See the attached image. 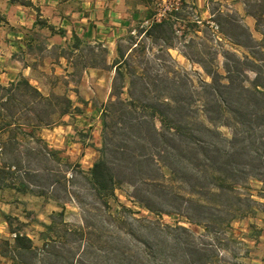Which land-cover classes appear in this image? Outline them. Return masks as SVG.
Wrapping results in <instances>:
<instances>
[{"label": "rangeland", "instance_id": "1", "mask_svg": "<svg viewBox=\"0 0 264 264\" xmlns=\"http://www.w3.org/2000/svg\"><path fill=\"white\" fill-rule=\"evenodd\" d=\"M56 1L59 0H49L52 6ZM78 1L82 2L85 8H89L91 2L96 0H60L64 11L70 13ZM3 2L0 3V68L11 70L9 67L13 66L14 61L11 54L18 50L14 37L25 34V30H31V27L21 23L18 17H7L9 13L6 11L11 4ZM149 2L151 19L142 24L134 23L132 29L117 40L128 62L122 70H136L143 73L146 81L147 78L151 79L150 84L147 81L145 84L137 82L133 85L136 92H139L142 86L145 88L146 92L141 94L144 104L156 102L158 98L166 100L164 98L170 93L179 104L173 108L164 107L166 114L171 118L185 117L193 122L198 121L203 126V133L194 137L204 142L216 141L223 146L224 142L218 140L217 135L206 128H214L228 135L230 130L219 125L228 115L226 112L221 115H208L205 111L204 101L213 98V93L205 86V82L211 81V72H218L221 82H226V76H230L234 87L238 89L232 97L239 102L253 101L240 90L243 86L250 85L251 81L256 80L260 84L259 90L264 92L261 85L264 82V0H244L247 11L255 18L253 31L238 11L230 8L223 12H214L208 22H198L196 20L200 19L195 12L188 13L199 27L190 28L189 32H185L182 31L185 26L181 27L182 23L177 21L178 14L175 18L169 15L172 10L180 8L182 0ZM175 7L177 9H174ZM15 9L18 15L24 10L20 7ZM82 11L88 12L86 9ZM41 14L42 19L49 20L47 13ZM163 18L172 22V27L165 32V40L162 35L155 37L154 34L153 38L144 35L143 28ZM57 21L58 19L55 20ZM50 23L57 26V23ZM220 28L244 45L234 43ZM194 29L196 30L193 31ZM45 32L42 34L46 36ZM130 33L135 42L140 41L139 47H134L135 50L132 51L129 48L135 44L127 38ZM249 33L253 39L249 37ZM101 48L95 49L99 65L88 67L81 76L65 75L64 65L70 71L73 68L68 66L64 58L60 59V64L57 63L58 50L52 46L44 51L42 66H37L43 81H47L51 86L47 95L51 92L70 93L63 84V81L67 80L73 88H77L80 98L88 100L87 106L82 105L74 94V105H80L84 115L78 114L79 117L73 123L65 115L60 122L47 126L38 124L37 118L46 117V112L52 108L35 101L30 103L28 109L31 110H26L19 102L27 98L23 95L24 91L13 90L14 101L11 102L9 111L4 106V92L0 91V110L3 113L0 116V237L8 236V226L2 215L5 211L26 222V232L36 245L41 246L38 232L44 230V227L40 222H49V215L61 210V205H64V223L56 224L54 232L63 236L56 240V246L65 258H83L89 264H185L184 250L194 249L195 262L192 259V264L199 261H206L208 264H259L251 262L250 259L264 257V190L261 180L249 177L247 184L235 185L241 193L240 206L245 215L231 220L229 225L226 221L219 224L214 220L197 224L189 222L185 217L187 213L182 209L187 196L182 194L178 200V203L182 204L179 209L165 208L160 212L159 207L154 210L143 207L138 201L143 198L145 192V186L142 184H139L142 189H136L124 183L115 191L117 199H109L108 203H104L90 189L86 177L91 165L87 161L95 159L97 151L91 150L83 157V146L80 145L66 146L63 149L52 147L56 141L51 139H60L61 135L67 137L64 144L72 143L66 135L68 128L59 127L60 124H73V130L86 141L89 138L88 116L99 115L95 108L110 99L115 70L109 67L117 57V51L112 54L108 50V54L103 55ZM227 65L230 72L227 71ZM38 85L44 89L42 83ZM128 87L126 77L121 94L126 100L129 98ZM226 96L227 93H223L220 97L224 100ZM149 112V109L145 112L136 111L134 116L140 117ZM56 115L57 112H52L51 118H56ZM209 116L214 117L217 123ZM8 121L11 124H6ZM27 121L32 125H25L24 122ZM95 121L90 127L94 138L96 137L93 142L96 141L98 146H101L100 118ZM156 125L160 126L157 119ZM251 126L255 130L253 137L256 142L252 150L247 152L251 160L244 157L238 160V164H261V152H258L255 146H259V141L256 140H264V130L258 126L257 121ZM68 127L72 129V126ZM62 129L64 130L61 131ZM241 129L240 126L239 130ZM45 135L51 137H43ZM186 138L185 140H188ZM236 144L241 146L245 141ZM72 148L75 149L73 153L66 152ZM149 151L156 152L153 147H150ZM191 161V164L197 163ZM198 162L205 164L204 159H199ZM242 177L245 180V177ZM178 226L189 228L193 235H188ZM246 254L249 256L245 257Z\"/></svg>", "mask_w": 264, "mask_h": 264}, {"label": "trees", "instance_id": "2", "mask_svg": "<svg viewBox=\"0 0 264 264\" xmlns=\"http://www.w3.org/2000/svg\"><path fill=\"white\" fill-rule=\"evenodd\" d=\"M11 1L26 6L32 5L31 0ZM37 12L38 15H41L39 9ZM174 13H177V10H172L171 15ZM171 27L172 22L163 18L160 21L151 22L148 27L143 28V33L151 38L154 37V34H156L155 37L162 35L165 40V32ZM42 28L54 32L55 26L47 19L38 17L30 28L31 30H25L27 41L22 52L42 54L38 58L39 60H24L25 65L33 69L43 63V53L48 50L45 40L39 37L41 33L38 29ZM220 30L222 31L221 28ZM222 32L229 36L234 43L244 45L227 32ZM58 33L64 36L66 29L61 27ZM249 37L253 39L251 33H249ZM127 38L135 44V46H130V51L135 50L134 47H139L140 41L135 42L131 33ZM98 47H102L103 55L108 54V49L102 42L92 43L83 40L75 31L66 44L52 45V48L58 50L57 63L60 64V59L64 58L68 66L73 68L70 71L68 67H65V75L72 77L76 74L81 76L88 67L99 65L95 53V49ZM116 51L117 57L109 67L115 70L110 99L95 108L101 122V146L96 147L94 142L91 143L97 151V156L90 165L86 176L90 189L104 203H108L109 199H117L115 191L120 189L124 183L130 184L136 189H142L139 186L142 184L145 186V189L143 188L145 192L143 198H139V203L149 210L159 207L160 212L165 208L179 209L182 204H179L178 200L182 194L187 196L182 209L187 213L185 217L189 222L197 224H206V222L214 220L219 224L226 221L229 225L231 220L245 215L240 206L241 193L237 191L235 185L247 184L249 177H255L262 181V190H264V140H256L259 141V146H255L258 152H261V164H238L239 159L251 158L247 152L252 150L256 143L253 137L255 130L252 129L251 124L257 121L258 126L264 130V92L259 90L260 84L255 80L251 81L250 85L243 86L240 90L253 101L239 102L232 97L238 89L234 87V81L230 76H226V82H221L218 72L209 73L211 81L205 82V86L211 89L213 98H207L204 101L205 111L208 115H212V113L221 115L225 112L228 115L224 121L219 122V125L230 130L228 135L214 128H206L207 131L214 132L218 140L224 142L223 146H220V143L216 141L207 140L204 142L194 137L203 133V126L198 121L194 120L193 122L192 119L188 120L185 117L171 118L166 114L164 107L168 109L179 104L178 101H174V96H171L170 93L164 98L166 100L158 98L156 102L144 104L141 94L146 92L145 88L142 86L139 92H136L133 90V85L137 82L144 84L149 82L148 84H150L151 79L147 78V82L143 73H138L136 70L130 69L124 72L122 67L128 63L127 57H125V52L120 44H117ZM228 68L227 65V71L230 72ZM126 77H128L129 83V98L127 100L121 95ZM144 79L145 82H143ZM63 84L68 87L69 81L64 80ZM261 85L264 88V82ZM13 90H23V95L29 98L19 101L26 110H31L28 109L30 103L35 101H40L48 108H52L46 112V117L39 116L37 118L38 124L47 126L60 122V119L67 114H84L83 108L80 105H74V101L67 92L62 94L51 92L45 95L23 75H20L16 81L10 82L9 85L0 82V91L4 92V106L9 111L11 102L14 101ZM73 91L77 95L79 103L87 106L88 100L80 98L76 87L73 88ZM223 93H227L225 101L220 97ZM172 101L174 102L172 103ZM146 109H149V114L140 117L134 116L136 111L145 112ZM52 112H57L56 118H51ZM1 115L3 113L0 110ZM209 117L217 123L214 117ZM156 119L160 126L156 125ZM6 124H11V122L8 121ZM24 124L30 125L31 122L27 121ZM239 125L242 127L241 130H239ZM243 140L245 144L241 146L236 144ZM149 146L153 147L156 152L149 151ZM199 159H204L205 164H198ZM191 160L197 163L191 164ZM242 176L245 177V180ZM2 215L8 226V236L0 237V260L4 259L11 264H89L83 258L63 257L59 252L60 248L58 249L56 246V240L63 236L55 233L54 227L60 222L64 223V205H61V210L54 211L49 215V222H40L44 227V230L38 232L39 240L42 241L41 246L36 245L33 238L26 232V222L5 211L2 212ZM178 228L190 236L193 235V231L185 226H178ZM164 234L168 236L165 231ZM40 250L41 253H39ZM195 252L194 249L193 251L184 250L185 264H192ZM196 264H208V262L199 261Z\"/></svg>", "mask_w": 264, "mask_h": 264}, {"label": "crops", "instance_id": "3", "mask_svg": "<svg viewBox=\"0 0 264 264\" xmlns=\"http://www.w3.org/2000/svg\"><path fill=\"white\" fill-rule=\"evenodd\" d=\"M31 1L32 5L29 6L11 0H0V3L3 2V4H5V2H7L8 4H11L9 10L6 11L7 14L9 13L7 17L11 16L13 17V19L18 17L20 22L26 24L28 27H32L38 17H42V14L38 15L37 9H39L40 13H47L46 15L47 17H49V20L47 21L49 23L50 21L53 23H57L54 32H50V30L47 28L39 29V32L41 33L39 37L45 40V45L47 46V48H50L52 45L57 43L63 45L66 44L70 41L73 31H75L81 36L83 40L94 43L97 41L102 42L103 45L107 47L109 52L113 54L116 51L118 38L121 35L129 32L132 29L134 23L142 24L151 19L149 17L151 15V6L149 0H96L95 2H91L89 8H85L84 4L78 1L74 9L72 8L73 11L71 13L64 11L62 5L63 3H61L60 0L56 1L53 6L51 5V2H49V0H47L46 2H43L42 0ZM15 7L24 9L21 11L22 14L18 15L17 9H15ZM44 7L46 8L45 11L43 10ZM230 8L236 9L242 17L243 21L247 23L249 29L253 31V28H255V18L247 11L244 0H182L181 6L177 10V13L169 15L175 18L176 14H178L179 17H176L177 21L182 23L181 27L185 26V28H182L184 29L182 31L189 32L190 28H196L199 26L197 25V22H195L188 16V13L195 12L200 21L208 22L209 19L213 16L214 12H223L224 10H230ZM83 9H86L88 12L82 11ZM25 11L27 12L25 13ZM57 19L58 21L55 22V20ZM134 19L137 20L135 21ZM61 27L66 29V35L64 36L58 33V30ZM195 30L196 29H194L193 31ZM45 31L47 32L46 36L42 34V32L44 33ZM25 37H27V35L24 33L14 37V42L16 43L18 50H16V52H12L11 54L12 56H14L13 66L9 67V69L11 70H2L0 68V82L2 84H8L12 81H16L20 77V75H23L27 77L30 83L37 87L41 93L47 95L48 89L51 88L49 83L45 80L43 81L42 75H39L41 73H39L37 68L33 69L30 66L25 65L24 63V60L30 59L29 61H34L40 58L42 55L41 53L37 52H22L27 41ZM18 56L20 57V59H17ZM27 57H29V59ZM41 66L42 65L40 63L38 67L40 68ZM64 66L67 67L66 65ZM39 83L43 84L45 90L42 88V86L38 85ZM73 87V85L69 84L66 88H68V92H70L68 93L69 97L74 101L75 92L73 91ZM66 116L70 118L71 123H73L79 117L78 114L74 115L73 113L67 114ZM98 117V115L96 117L88 116L87 126L89 127V138H87L86 141L89 140V143H87L84 138L79 137L77 132L73 130V124H60L59 127L62 126L65 129L68 128L66 135L69 136L68 139H70V142L72 143L71 145L69 143L64 144L67 137H65V135H61L60 139H51L52 141H56V143H54L52 147H54L55 149H63L66 146L75 147V145H80L83 146V157L88 155V152L91 150L95 152V147H93L91 143L96 139V137L94 138V135L92 134L93 131L90 127L96 122L95 120ZM74 124H76V122ZM68 126H72V129H70V127ZM63 130L64 129H62L61 131ZM12 137L14 139L16 138V136ZM43 137L49 138L51 136L45 135ZM51 140L48 139L49 142ZM94 146L98 147V143L96 141L94 143ZM74 150L75 149L72 148L68 149L66 152L73 153ZM92 154L93 152L91 153V155ZM93 161L94 159H91L87 162L88 164H92ZM248 256L249 255H246L245 257ZM250 261L264 264V257H253L252 259H250ZM0 264L11 263L5 261L4 259H1Z\"/></svg>", "mask_w": 264, "mask_h": 264}, {"label": "built area", "instance_id": "4", "mask_svg": "<svg viewBox=\"0 0 264 264\" xmlns=\"http://www.w3.org/2000/svg\"><path fill=\"white\" fill-rule=\"evenodd\" d=\"M174 9H177V8L175 7ZM196 21H198V22H199L200 20H196Z\"/></svg>", "mask_w": 264, "mask_h": 264}]
</instances>
